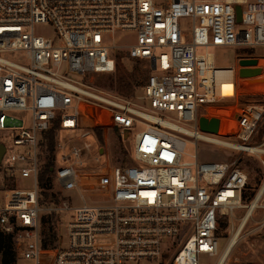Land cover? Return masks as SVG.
I'll return each mask as SVG.
<instances>
[{"label": "built area", "instance_id": "built-area-1", "mask_svg": "<svg viewBox=\"0 0 264 264\" xmlns=\"http://www.w3.org/2000/svg\"><path fill=\"white\" fill-rule=\"evenodd\" d=\"M46 23L55 37L37 32ZM120 31L134 32L135 41L116 44ZM126 46L151 69L139 102L108 94L90 79L115 71L113 51ZM210 46L245 51L236 66H218ZM258 47H264V0H0V230L13 235L18 257L32 264L220 258L222 218L234 227L235 211L247 205L248 175L238 157L200 161L196 151L195 161L182 162L185 136L214 145L233 138L247 145L237 150L258 154L264 168V140L253 143L264 127V104L236 107L221 137L199 126L209 106L244 90L240 82L250 78L240 76L239 61L253 58ZM221 71L233 84L237 77L231 96L216 91ZM138 122L145 124L134 136L138 165L111 164L99 153L108 140L103 131L130 132ZM258 202L253 212L264 209V188ZM50 221L54 231L56 222L64 226L52 244L46 243Z\"/></svg>", "mask_w": 264, "mask_h": 264}, {"label": "rangeland", "instance_id": "rangeland-1", "mask_svg": "<svg viewBox=\"0 0 264 264\" xmlns=\"http://www.w3.org/2000/svg\"><path fill=\"white\" fill-rule=\"evenodd\" d=\"M182 29L188 31L190 29V23L188 19H182ZM240 27H243L240 24ZM38 33L55 37V29L52 24L46 23L38 25L36 27ZM135 33L131 31H120L115 34L114 42L118 45L131 44L135 41ZM162 50L159 49L157 54ZM199 53L206 52L204 47L198 49ZM208 51L212 52L214 55L215 63L218 66H236L238 62V54L244 52L241 47L237 46H210ZM255 56L253 58L258 59V67L262 68V72L255 76H247L250 78L247 82L241 81L240 85L247 88L241 90L239 95L235 98H226L224 101L215 103L209 106V115H203L207 118L218 117L220 119L219 132H221V122L222 118L220 112H214L213 110L220 109V111H226L223 124L228 122V116L234 117L236 107L245 104H264V58L259 56H264V47L255 48ZM113 55L116 61L115 71L111 73H99L94 74L90 79L93 85L101 89L102 91L123 97L126 99L139 102V96L144 94V84L147 79L148 74L151 72L148 60L135 58L131 56L128 46L119 49L116 48L113 51ZM244 77V76H242ZM253 80H255V85L253 86ZM252 81V82H251ZM237 77L235 76L234 91L236 90ZM259 85V86H258ZM251 87V89H250ZM257 87V88H256ZM254 88V90H253ZM201 92L203 90L200 89ZM222 108V109H221ZM231 110H230V109ZM229 110V111H228ZM213 111V112H212ZM203 113V110H200ZM219 113V114H218ZM167 115H173L171 113H166ZM221 115V116H220ZM228 115V116H226ZM29 119V116H28ZM191 124V123H190ZM224 125V126H225ZM191 127V126H189ZM145 128V124L138 122L136 127L131 128L130 132L122 131L119 129H107L106 132L107 141H102L99 145V153L108 158L111 164L118 165H128L138 163L133 160V147H134V136L137 131ZM224 130V129H223ZM264 131V127L261 128L260 132ZM259 134L254 138L253 143H259L264 140V134ZM102 133V130H101ZM217 135V134H216ZM221 137L220 135H217ZM121 138V140H120ZM186 144L182 154V162H193L195 157L193 156L196 151L199 155V160H226L233 161L237 157L239 158L238 166L242 168L248 175V181L246 186L242 190L243 204H250L257 193L260 191L261 186L264 183V168L261 166L260 157L258 154H252L246 151H240L233 149L232 147L225 145H214L209 144L205 141L199 140L195 144V140L192 137L185 136ZM224 139V138H223ZM224 140L238 143L233 138H225ZM23 184L28 186V181H24ZM58 199V198H57ZM59 200V199H58ZM246 209L244 207L239 208L235 211L234 227L226 226L221 227L222 235L225 238L220 240L219 254L224 250L228 239L231 237L232 232L237 230V226L240 223L241 217L243 216ZM264 209H256L250 219L246 222L237 244L233 248L230 256L226 260L225 264H264ZM57 234H62L64 231V226L61 223L56 222ZM234 228V230H233ZM58 239L53 243H56ZM200 264H216L219 260V255L211 256L207 253L200 254ZM17 264H32L24 258H19L16 256Z\"/></svg>", "mask_w": 264, "mask_h": 264}, {"label": "bare ground", "instance_id": "bare-ground-1", "mask_svg": "<svg viewBox=\"0 0 264 264\" xmlns=\"http://www.w3.org/2000/svg\"><path fill=\"white\" fill-rule=\"evenodd\" d=\"M211 58H214V55L213 54H211ZM216 78H217V82H218L217 88H216L217 93H219L222 96H231V95H233V93H234V84H233V82L231 80L230 75L227 72H225V71H221V72H219V73L216 74ZM254 81L255 80H253V82ZM241 83H244V82H241ZM254 85H255V82L253 83V86ZM245 89H247V88H245ZM250 89H251V87H250ZM253 90H254V88H253ZM215 109L213 110L214 112L217 111V112H220L221 115H223V116L220 115L222 117V122H223L226 119V117L224 119V116H225L226 111H224V110L223 111H220V109H217V110H215ZM144 115H146L148 118H150L152 120L161 122V123H163L165 125H168L170 127H173V128H176V129H182V130L183 129H186L190 133L193 132L189 128H185V127L181 126L180 124H178L176 122H173V121H170V120H167V119L165 120V119H163V118H161V117H159L157 115L150 114V113H147V112H145ZM226 116H228V115H226ZM222 122H221V131L223 129H225V126H224L225 123L223 124ZM224 122H226V121H224ZM219 140L221 141V144L222 145L229 146V147L236 148V149H243V148H245V146H247V145H243V144H239V143H234V142H231V141H227V140H224V139H219ZM248 146L251 147V148H253L254 151H257L258 149H262V147H258V146H254V145H248ZM263 188H264V183L261 186L260 191L257 193V195L255 196V198L253 199V201L250 204L242 205V207H247L248 209H247L246 213L244 214L243 220L239 224L238 229L233 233V235L229 239L227 245L225 246V248H224V250H223V252H222V254H221V256H220V258H219V260L217 262V264H225L226 260L230 256L233 248L235 247V245L238 242L239 236H240V234H241L244 226L246 225V222L250 219V217L252 215L253 209L259 203L258 202L259 196H260L261 191H262Z\"/></svg>", "mask_w": 264, "mask_h": 264}, {"label": "water", "instance_id": "water-1", "mask_svg": "<svg viewBox=\"0 0 264 264\" xmlns=\"http://www.w3.org/2000/svg\"><path fill=\"white\" fill-rule=\"evenodd\" d=\"M236 12H237V22H242V7L241 5H236ZM241 65L240 69V76H255L262 72V68L258 67V59L257 58H247V59H241L239 61ZM91 113H93V110L90 109ZM199 126L202 131H206L209 133L217 134L219 132L220 127V119L218 117H211L207 118L206 116L201 115L199 117ZM5 152V146L0 145V160Z\"/></svg>", "mask_w": 264, "mask_h": 264}, {"label": "trees", "instance_id": "trees-1", "mask_svg": "<svg viewBox=\"0 0 264 264\" xmlns=\"http://www.w3.org/2000/svg\"><path fill=\"white\" fill-rule=\"evenodd\" d=\"M97 131L99 134H101V129L97 128ZM264 131L260 132V135H263ZM49 164H54V160L51 159ZM50 168L46 169L42 173V178L45 177ZM229 222L228 217L222 218V227H226ZM56 237V231H54V226L52 224V221H50V227H49V240L46 241V243H53ZM16 250L14 245V238L11 233H7L4 230H0V264H17L16 262Z\"/></svg>", "mask_w": 264, "mask_h": 264}]
</instances>
